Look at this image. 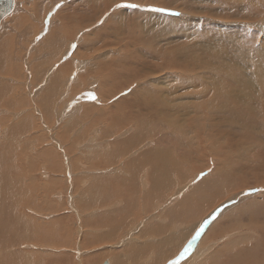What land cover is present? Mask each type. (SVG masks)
Returning a JSON list of instances; mask_svg holds the SVG:
<instances>
[{"label": "rangeland", "instance_id": "374dc122", "mask_svg": "<svg viewBox=\"0 0 264 264\" xmlns=\"http://www.w3.org/2000/svg\"><path fill=\"white\" fill-rule=\"evenodd\" d=\"M99 1L100 0H17V7H15L13 13L8 18H6L3 26L1 27L0 34L3 35L2 39L3 37L5 38L3 46L9 52L11 51L10 54L12 53V68L8 72H6L5 69H3L2 72L0 71V84H2L0 87L11 89L12 93L9 94V98L10 96L11 98L14 97L15 106L11 108L7 101H5L3 98H0V140H5L7 137L11 139L9 142H11V148L13 147V149L15 150V159L8 158V160H10L9 162L6 159V161L4 162L3 160V163H1L0 165V181H2L0 182V207L1 205L5 206V203H7L8 205L6 206H11L13 211L15 209L16 201L20 198L21 199L19 200V203L21 204L18 203L15 209L18 213L17 218H15V211L11 214L13 218L8 213H2L1 209L0 212L3 214L2 219L5 222V226H8L9 223H12L13 230L17 229L15 230L16 233L23 225L22 228L25 229L23 232H26L25 234H23L22 231H19V233L17 232V237L15 235V240H12L13 245L15 242L16 245L12 247V250H8V253H6L8 254L7 256L9 258H13L11 264H26L23 262H28L29 264H35L37 262V264H42L41 262H45L44 264H55L56 262V264H102L104 261H110L111 264H163L165 260L163 249H166V247L169 245V247L167 248L170 249L169 253L171 255L166 254V257H171L172 254L175 253L171 250L175 244L173 245L172 242H169V240L171 238H174L177 241V238H179L184 233V227L181 226H184L188 218L183 217H185L186 214H191L192 216H190L189 222L193 223L195 219L193 215L205 211V207H203L199 211L195 210V206L192 204L195 199L197 188L199 186L202 187L204 179L209 177L210 175L212 176L216 172L215 169L217 168H219L222 173L230 174V165L227 172L226 163L222 162L219 159L220 155L216 152L223 151L225 153L227 152V155L229 154L228 160H230V164L233 170L232 179L238 181L242 185H245L246 183L255 185L256 183L264 182V166L262 168L256 166L254 167V162H252L251 164L250 161L242 159L241 154L243 151L242 149H238V144L240 142L235 144L234 149L226 150V148L233 146V143H229L228 146L227 142H222V140L217 141V145H215L218 146V151H215L214 147L209 152L206 149L202 150L201 153L203 157L199 161L193 163L190 162L191 164L188 165L185 170L187 171V173H190V175L186 179H183L182 175H179V169L174 170L172 173L173 175H171L168 179L170 184L172 183L171 185L174 186V188H172L170 192H165V190H163L160 191L161 193H157V196H159L157 198L161 200H158L155 197H150V195H146L147 190L153 188L154 186V183L152 184V178H154V175H152L151 173L147 175L152 165L147 166V169L149 168V171L147 170L144 175H141V172L135 174V169H127L125 165L130 164L135 158H141L146 154L145 152L156 148V140L152 141V139L154 138H150V140H146L144 143L141 142V144L137 146L138 149H134L133 152L123 157L117 165H106V163H104V166L101 154H111L115 150L113 148L117 143H123L124 140L125 142H129L130 139L134 137V135H136L135 131H137L136 121H131V117L128 118L127 114L124 122H118L114 124L115 120H117L114 106L118 102H116V100L114 99L113 101L111 98L121 89L127 90L128 88H132L131 91H133V87H136V85L141 83L144 80L145 76H148L147 74L150 71L149 69H143L144 67H147V65L137 56L136 58L138 59V64L141 63V65L135 67L134 69L131 66L125 65V72L120 71V69L123 70L122 66H117L120 69L116 68V64L114 63V65L111 59L114 58L116 54H119L117 52V49H123V51L127 50L126 46L128 45V41L126 36L129 35V33H137L139 35L140 32L135 31L136 28H134L133 26V20L142 17L140 16L141 14L149 13L150 15L156 14L159 16H164L165 18H173L172 22L169 19L165 20L164 18V20L165 22L169 23L168 25H170L171 23L172 26H179L181 24L179 23L178 18L182 19V17H185L184 12L186 10L184 11V9H182V6H180V4L178 5L179 0H174L177 2V4H173L174 6H171L172 8L169 6L152 7V5L150 4H143L140 2L138 3V1L135 0H126V2L125 0H123L122 2L118 0L119 3L134 2L140 7L137 9L121 8L120 12L122 13L120 14H122L123 17L121 21L117 20L114 22L112 15L114 16L115 13H119V9L117 10L115 7L118 2H115L114 5H112L113 7H111L110 4L105 5L104 3H102L100 6L98 4ZM255 1L256 0H254V2ZM184 2L196 8L216 5V11L219 14L221 13L222 7H228L223 3H220L221 5L217 2L213 4L208 0H184ZM57 4L62 5L59 10H57L55 7ZM238 4L239 6H241V9L238 8L236 10L237 12L233 9V7H230V9L234 11L235 15L237 13V16L239 18L248 19L253 16L251 14L257 12L253 8H246V6L250 5L249 3L241 4L240 2H238ZM208 7L206 8V10L208 9ZM153 8L164 9L165 11H151L150 9ZM225 8H223V10L226 11ZM43 9L44 13H41L43 12ZM38 10H41V12H38ZM34 12L35 14L32 15ZM224 12L222 14H224ZM205 14L209 15V11ZM125 16L128 19L126 21H123L125 19ZM223 16L225 18L227 17L226 15ZM257 18H259V22L253 27L252 32L256 37H261V44L264 45V21L262 18L260 19V17ZM140 19L144 20L143 18ZM49 20L51 21L50 26L47 23ZM128 20H132V23ZM121 22L125 23L121 25ZM143 22H145V20ZM187 22L189 23V25L184 26V29H187L186 32H184V29H181V31L177 30V34L173 33L172 36L175 37V41L178 40V42H180L183 39L185 40L187 37L193 36L192 30H194V27L191 22ZM214 22L215 20L205 19L204 21L195 22L193 24L195 25V29L199 30L201 26L205 28L207 25L210 26V24ZM5 24L6 28L4 27ZM119 25H121V27ZM225 25L226 24H224V18H220V23L214 26L219 27V33H223L222 30L227 33L226 27H224ZM118 27L120 30L117 29ZM190 27L192 30L190 29ZM155 30L159 32L155 37L156 41L160 40L161 42L162 39L166 38V32V34L164 33V35L163 33L161 34L160 30ZM201 30H203V28ZM203 33H205L204 30L203 32H198L197 34L201 35ZM231 33L234 34V30ZM140 35L143 36L144 34L141 33ZM140 35L139 37L141 38ZM38 37H42V39H38ZM146 37L147 36L143 38ZM195 38L197 39V37ZM217 38L219 40L221 37L217 36ZM9 39L12 40L10 43L8 42ZM18 39H20L19 43ZM17 44H21L22 46H18ZM74 44L76 45V48L73 51L71 50V46ZM12 50L15 51L13 52ZM132 50L139 53H146L138 44H135ZM178 53L179 52L176 51L174 52V54ZM109 54H111L112 56ZM177 57L178 56H174L175 61ZM14 59H17V61H15ZM12 61L14 64L12 63ZM43 63L45 65H43ZM110 63L112 64L111 66ZM153 64H159L160 66H162V63L158 61H154ZM238 65L243 66L244 62L243 64L240 63ZM20 67H23V69H21ZM169 67L171 66L165 67V69ZM239 68L241 71H244L245 74L250 71L247 64L243 66V68ZM115 70H119L120 73L123 72L122 75L119 76L120 79L118 76H113V72ZM152 71L153 68L150 72ZM159 73L158 76L161 75V73ZM108 77H110L112 83L108 79ZM175 78L179 79V74L176 73ZM118 79L119 81H117ZM54 85H57L59 88ZM105 85L108 86L106 87ZM89 87H91L90 91L94 93L96 97H98L95 101L89 99V97L86 95V93L89 92ZM100 88L102 90L101 92L99 91ZM199 88L200 86H197V89L200 93L199 97L201 98V94L203 91H200ZM48 90L49 92H47V94L50 95L52 93L50 95L51 97H49L48 100H51L52 97L54 98L55 94L57 95V98L55 97L56 99H53V101H55L53 102L54 108L51 110L52 112L44 116V113L39 106L42 105V102L47 104L44 96H46L45 94ZM105 90L112 91L111 93H108ZM141 90V93L146 95L144 89ZM83 91L85 92V95L82 99V103L84 102L85 105H83L79 100V103L81 105H76V112L73 109L69 111H59L60 104L63 102V100L67 101V106L69 107L70 104L73 105L72 97H74V95L82 93ZM99 97H101L102 99H100ZM137 98H141V96H135L131 100L133 101ZM152 98L157 102H160L161 99V97H159L158 95H153ZM166 100L169 102V104L163 101L161 103L165 108L169 110L171 114L164 112L161 115L163 120H174L177 117V111H180L181 116L179 117V119L185 121V123L183 124V129L186 131L188 123L190 122L189 120L191 119L185 115L189 106L187 104H179L178 98H172L171 100L169 97H167ZM200 102L201 100L197 102V105ZM202 102L205 107L213 104V101L210 100H202ZM36 104H39V106L37 105V107H35ZM32 105H34L35 108H32ZM22 106L26 107L27 110L22 112ZM124 107L129 108L128 103L124 105ZM134 109L136 110V108ZM152 111L154 114L155 110ZM28 112H32L31 117H27ZM128 112L131 111L128 110ZM143 113H145L147 117L151 119V113L148 110H143L135 114ZM202 115V118L204 119L206 114ZM26 118L30 120V123L26 121ZM136 118L139 119L141 117L136 116ZM157 118L160 119L158 116ZM209 120L211 123H216L219 120V116L215 114L214 116L209 117ZM152 121V125H154L153 129H158V126L160 125H156L157 122H155L154 120ZM253 126L254 124L252 122V127ZM122 128L124 129L122 130ZM230 131L231 133L234 132L232 129H229V132ZM126 133L129 136H126ZM184 134L185 132H181V136H184ZM44 135L45 137H43ZM116 137L121 139L116 140ZM122 139L123 142H121ZM238 140L240 141V138ZM55 141H58L60 144ZM194 144V149H197L199 144L197 142H195ZM58 145H61V148L58 147ZM55 146L58 148H56L58 151L54 149ZM188 146V142L185 145H178L177 141L172 138H170L169 141L164 144V147L168 149L169 152L173 154L176 152L178 155H180L181 153H187ZM63 149L65 155L63 154ZM52 152L54 153L53 157L56 154L58 155H56L58 161H55L57 162V164L53 162L54 165H56L57 172L49 171L50 162L55 160H52V158L49 157L50 153ZM19 154L22 155L19 156ZM42 154L45 155L41 156ZM62 154L63 156L69 158H64L63 160L61 159L62 161H60ZM14 161L18 166H22V168L18 167V170H16L17 168L14 169V167L17 166L15 165ZM99 161H101L100 163L103 164L101 168L96 166V163H98ZM223 163L224 166L222 167ZM255 163L259 165L258 162ZM262 163L264 164V160ZM135 165L136 162L134 166ZM145 167L146 166H144V168ZM110 168L116 170V175H112V173H110ZM192 168H194L193 171L190 170ZM9 169H13V172H10ZM99 169L103 170V173L108 170L106 171V173H104V176L106 175L108 176V178L113 177L112 179L115 180V183L116 181H118V178L120 181H123L122 185L117 188L119 192H113L112 196H110L111 192L106 188L95 191L94 184L98 183V179L95 178L100 177L95 174H97V171ZM125 171H128V173H126ZM22 172L25 173L23 174ZM132 174H134V176L136 175L137 178H133ZM201 174H203V176H201ZM57 175H59L60 177ZM141 177H143L144 179ZM142 179L145 181L143 182ZM94 181L96 183H94ZM134 183H136L138 186L135 187ZM116 185L112 183V181H110V183L108 184L111 190L114 189ZM186 186L188 187V189L184 191L182 188ZM237 187V191L241 189L239 186ZM39 188H43L44 193L43 189L41 190ZM143 188L146 189V194L145 191H142ZM28 191H30V193ZM124 191L125 194H123ZM175 191L181 192L178 196L179 200L186 198L188 199V202H183L182 205H179L180 210H176L172 220V217L167 218L166 213H168L169 207L174 203L173 200L176 201V196L174 195ZM237 191H234V193L232 192L228 196V198H232V196ZM249 192H251V194ZM114 193H116L117 196ZM237 193L239 194L240 192ZM243 193V195L240 194L242 197L239 195L236 199L237 202H240L237 203L236 201L232 200V203L228 202L226 205H224V207H221L223 210L219 212L215 219L211 220V222L207 225L208 227H205L204 231L209 230V227L212 226L217 218H220L222 212L225 209H229L236 204L245 202L246 200H248V198H255L261 193L264 196V187L262 186L259 189L255 188L254 190L247 189V191H244ZM39 194L41 199L39 198ZM103 194L104 198H101L103 199L101 200L100 197H102ZM244 195L246 196V198L248 196V198L244 199ZM147 197L148 199H146ZM215 198L217 199V202H220L222 197L219 198L218 195H216ZM4 199L5 201H3ZM108 199H110V201L106 203ZM155 199L161 202V204L155 203ZM21 200L22 202H20ZM145 200H147V202ZM2 202L4 205L1 204ZM94 202L98 204L96 205ZM210 202L211 201L208 200L206 204H209ZM258 204V206L256 205V207L254 208L252 207L254 211H252V208H250V210H248L249 208H247V210H244L242 212L235 211L232 213L230 212V210L228 211V213H226V220L220 225L221 228H217V230L208 239L207 246L209 245L211 249L209 248V246L208 248L204 246L205 251L209 249L211 250L212 254L216 255V264H234V260L232 259H234L233 256H235L237 249L240 252L242 250H246L242 255V259L244 260L243 264H264V197L261 198ZM129 206L131 208L133 206V208L131 209ZM173 206L175 205L173 204ZM163 207L165 211H163ZM122 209L127 211L129 210L128 212L130 213H124L123 217L121 216L122 213L118 215L119 212H123ZM181 211H184V213L181 214ZM161 213L163 215V219L161 220V222L163 221V225H161L164 226V228L166 226L167 229H169V232L167 231L168 234L166 232V238H168L169 240H163L162 242L154 241L153 243L148 237H144V233L146 234L148 232L149 229L147 226H149L150 224L155 226L160 223L158 217L161 216ZM212 214L207 216V218L205 219L209 220V218L212 217ZM107 216H109L110 219H104V221L102 218ZM98 219H102L100 223L103 222V224H98V222L96 221ZM125 220L127 221L125 222ZM204 220L200 223L199 228L204 223ZM27 221L29 223H33L29 224ZM27 223L29 224V226H27ZM18 225H20L21 227H19ZM24 225L26 226L24 227ZM33 225H35L36 227ZM169 225H172L171 229L169 228ZM26 227H29L30 229ZM34 228L36 231L34 230ZM46 228L47 231L43 233V230H46ZM195 228L196 226L194 227V230ZM175 229H177V231ZM26 230H31L32 232H27ZM186 230L187 229H185V231ZM180 232L182 233L179 236L178 234H180ZM36 233L37 237L36 235H34ZM223 234H225L226 236ZM30 235H34L36 238L30 237ZM173 235L177 236L174 237ZM18 236L25 237L23 239V237ZM26 236L28 238L25 241ZM7 237H10L12 239V235H8ZM41 238L44 242L41 240ZM153 238L154 240L159 239V237L156 236H153ZM37 239L39 241H37ZM237 240H239V245H236L237 247H235L234 242ZM46 241L48 243H46ZM53 242L55 244H52ZM165 242H167V244ZM163 243H165L164 246L162 245ZM21 244L23 246H21ZM142 246L145 247L143 249L146 252L143 253L137 263V261H134L136 260V257L133 255V249L131 251L130 247L132 248ZM158 246H163L162 252L160 249V257L157 250ZM19 248V251L21 253L23 252L22 254L25 255L22 256V258L24 257V259H22L21 256L15 257L17 255H15L14 253L18 252L17 250ZM37 252L39 253L37 254ZM218 253L219 255H217ZM12 254L13 256H11ZM27 254L29 255L27 256ZM39 254L41 259L37 256ZM48 254L54 255L55 258H48ZM57 255H59L58 258L60 257L61 260L60 258L57 259ZM42 256L45 258L47 257V259H43ZM156 258L158 259V261ZM224 258L225 260H223ZM28 259H30V261ZM0 260H6L5 253H0Z\"/></svg>", "mask_w": 264, "mask_h": 264}, {"label": "bare ground", "instance_id": "6f19581e", "mask_svg": "<svg viewBox=\"0 0 264 264\" xmlns=\"http://www.w3.org/2000/svg\"><path fill=\"white\" fill-rule=\"evenodd\" d=\"M13 1L15 3V7H17V5H16L17 0L16 1L13 0ZM122 1L123 0H120V2H122ZM135 1H138V3L140 2L143 4H150V5H152V7L153 6H159V7L169 6V7H171V6H174L173 4H177V2L174 0H170V1H165V0H135ZM200 1H203V0H200ZM208 1L212 2L213 4H215V2H217L218 4L223 3L224 5H227L228 7H226V8L222 7L221 13L219 14L216 11V5H211L210 7L207 6L208 9L206 10L207 7L196 8V7H193L192 5L187 4L186 2H184V0H179L178 5L180 4V6H182V9H184V11L185 10L188 11V12H186V11L184 12L185 17H182V19L178 18V21L181 24L179 26H172L171 23H170V25H171L170 26V25H168L169 23L165 22V20H168V19L171 20V22H172L173 18H167V17L165 18L164 16H159L156 14L150 15L149 13H148L149 15L147 13L141 14L140 16H142V17H140V18H143L145 20V22H143L144 20H141L140 18H138V19L133 20V26H134V28L137 29V30L135 29V31L140 32L139 35L141 33H143L144 35L143 36L140 35L141 36V38H140L137 33H131V34L129 33V35L126 36L127 41H128V45L126 46L127 50L123 51V49H120V50L117 49L118 51L117 50L116 51L119 54H116L115 56L113 55L114 58L111 59L113 61L112 63L116 64V68H119L117 66H122L123 70L120 68L119 69H120V71L125 72V68H124L125 65L131 66V67H133V69L135 67L141 65V63L138 64V59L136 58V56H137L142 61H144L145 64L147 65V67H144L143 69H147V70L149 69L151 71L153 68V71L152 72L149 71V73L147 74L148 76H145L144 80L141 83L136 85V87H133L134 88L133 91H131L132 88H128L127 90L121 89L118 93H116L114 96H112L111 99L112 100L114 99V100H116V102H118L114 106V110H115V114H116V118H117V120H115L114 124H116L118 122L119 123L124 122V120L126 118V114H127L128 118L131 117V121H134V120L136 121L137 131H135L136 135H134L135 134L134 133L133 134L134 137H132L129 142H125V140L123 142V139H122L121 142H123L124 144L123 143H117L115 145V147L113 148L115 150L111 154H109V153H108L109 155L108 154H101L103 164L106 163V165H117L119 163V161L122 160L123 157H125L126 155L133 152L134 149H138L137 146H139L141 144V142L144 143L146 140H150V138L151 139L154 138V139H152V141L156 140V144H157L156 148L149 150L148 152H145L146 154L143 155L141 158L138 157V158L133 159V161L130 160V161H132L130 164H128V165L125 164L127 169H131V170L135 169L134 173L138 174L141 172V175H144L147 170L149 171V168L147 169V166L152 165L151 169H150L149 173H147V175L150 173L152 175H154V178H152V184L154 183V186H153V188H150L149 190H147V194H146L147 187H146V189L143 188L142 191L143 192L145 191V194L147 196L150 195V197H153V198L159 197V196H157V193H161L160 191L165 190V192H170V190L172 188H174V186L171 185L172 183L170 184V182L168 180L169 177L171 175H173L172 173L174 170L179 169V172H178L179 175L180 176L182 175L183 179H186L190 175V173H187V171H185L186 168L188 167V165L191 164L190 162L193 163V162L199 161L203 157V155L201 153L202 150L206 149L209 152L214 147V150L218 151V146H215V145H217V141H219V140H222V142L226 141L228 146H229V143H233V146L226 148V150L234 149L235 144L240 142L238 144V149H242V151H243L241 154V158L244 160L250 161L251 164H252V162H254L253 163V165L255 164L254 167L256 166V167L262 168L264 166V164L262 163L264 160V45L261 44V37H256L252 32L253 27L255 25H257L259 22V18H257V17H260V19L262 18L264 21V0H256L255 2H254V0H215V1L208 0ZM115 2L119 3L118 0H100L98 2V4L100 6L102 3H104L105 5L110 4L111 7H113L112 5H114ZM125 2H126V0H125ZM238 2H240L241 4L249 3L250 5L246 6V8H250V9L253 8L257 12L254 14H251L253 16H251L248 19L247 18H239L237 16V13L235 15L234 11L230 9V7H233V9L235 11L238 8L241 9V6H239ZM29 8H30V6H29ZM223 8H225L226 11L223 10ZM44 9H45V6H44ZM44 9H43V12H41V10H38V12L40 11L41 13H44ZM205 11L206 12L209 11V15H206ZM258 11H259V13H258ZM118 12L119 13H115L114 16L112 15L114 22L117 20L121 21V19L123 17V15L120 14V13H122V12H120V9L118 10ZM223 12H224V14H222ZM34 14H35V12L32 15H34ZM10 15H8L6 18H8ZM223 15H226L227 17L225 18ZM39 16H41V15H39ZM164 18H165V20H164ZM220 18H224V24H226L224 27H226L227 33H225L224 30H222L223 33H219L218 32L219 27L214 26V25L220 23ZM5 19L2 21L1 26H3ZM127 19L128 18L125 16V19L123 21H126ZM146 19H147V21H146ZM205 19L215 20V22L211 23L210 26L207 25L205 28L203 26H201V28L199 30H196L195 25L193 23L201 22V21H204ZM128 21H130V20H128ZM187 21L191 22L193 27H194V30H192L190 27V29L192 30L193 36L187 37L185 40L183 39L180 42H178V40L175 41V37L172 36L173 33L177 34V30L181 31V29L182 30L184 29V26H188L189 23ZM130 22L132 23V20ZM123 23H125V22H121L120 24L122 25ZM121 25H119V26L121 27ZM5 26H6V24L4 25V27ZM161 26H163V27H161ZM153 27H154V29H153ZM106 28H108V27H106ZM202 28L205 31V33L198 35L197 34L198 32H203V30H201ZM117 29H119V27ZM155 29L160 30L161 34L162 33L164 34L165 32L167 33V34L165 33L166 35L164 34L166 36V38L162 39L161 42H160V40L156 41L155 37L159 32ZM0 30H1V28H0ZM131 30H133V29H131ZM148 30H151V31H148ZM233 30L235 32L234 34L231 33ZM186 31H187V29H184V32H186ZM1 33H3V32H1ZM216 35L220 36L221 38L218 40ZM2 36L3 35L0 36V43L2 42L0 44V71L2 72L3 69H5V71L8 72L12 68V65H11L12 53L10 54L11 51L9 52L3 46L5 38L3 37V39H2ZM145 36H147V37L143 38ZM195 37H197V39ZM16 38H17V36H16ZM18 40H19L18 41V43H19L20 39H18ZM26 40H28V39H26ZM11 41L12 40L9 39L8 42L10 43ZM135 44L140 45L141 48L146 53H139L137 51L132 50L133 46ZM19 45H21V44H19ZM128 47H129V49H128ZM12 51L14 52L15 50H12ZM175 51L179 52V53L174 54ZM109 55H111V54H109ZM174 56H178L176 61H175ZM13 61H12V63H13ZM15 61H17V59ZM154 61L155 62L158 61V62L162 63V66H160L159 64L158 65L153 64ZM130 62H131V64H130ZM243 62H244L243 66H245L247 64L248 68L250 69V71L246 74L244 71H241L239 68V67L243 68V66L238 65L240 63L243 64ZM43 65H45V64L43 63ZM111 65L112 64L110 63V66ZM167 65L171 66V67L165 69V67H168ZM6 68H8V69H6ZM21 69H23V67ZM34 70H36V69H34ZM120 71L115 70L113 72V76L114 77L115 76H118V77L121 76L123 72L120 73ZM159 72L161 73V75L158 76ZM242 72H244V73H242ZM176 73L179 74V79L175 78ZM110 77H111V75H110ZM110 77H108L109 80H110ZM102 79H104V78H102ZM119 79H120V77H119ZM119 79L117 81H119ZM109 80H108V82H109ZM53 81H55V80H53ZM137 82H139V81H137ZM111 83H112V81H111ZM153 84H156V85H153ZM1 85L2 84H0V86ZM108 85H110V84H108ZM54 86H57V85H54ZM197 86H200V88H199L200 91H203L201 94V98L199 97L200 93L197 89ZM57 88H59V87L57 86ZM90 89H91V87H89V89H88L89 92H91ZM141 89H144V91L146 92V95L141 93V91H142ZM102 90H103V86H102ZM102 90H101V88L99 89L100 92ZM112 90H114V89H112ZM111 91L107 90L106 92L111 93ZM47 92H49V90L46 91V94H45L46 96H44V99L47 101V104L42 102V105H40V106H39V104L35 105V107H37V105H38L42 109L44 116L48 115L50 112H52L51 110L54 108L53 102L55 101V100L53 101V99L55 97L57 98V95L55 94L54 98L52 97L51 100H48V98L51 97L50 95L52 93L49 95V94H47ZM89 92H87V93H89ZM11 93H12L11 89L0 87V98H3L5 101H7L9 106L12 108L13 106H15V99H14L13 95H12L13 98H11V96L9 98V94H11ZM84 95H85V93H83L81 95V97H79V99H77L74 95V97H72L73 105L70 104L69 107L67 106L68 105L67 101L63 100V102L60 104V107H59L60 110L59 111H63V110L69 111V110L73 109L76 112V105L77 104L81 105L79 102L81 101V103H82V99L84 98ZM153 95H158L159 97H161L160 102H157L155 99H153L152 98ZM135 96H141V98H137V99L132 101L131 99L134 98ZM167 97H169L171 100H172V98H178L179 104H187L189 106L185 115L191 119L189 120L190 122L188 123L186 131L183 129V124L185 123V121L179 119V117L181 116L180 111H177V117L174 120H171V121L163 120L161 115L164 112L170 113L169 110L167 108H165L161 103L163 101V102L169 104V102L166 100ZM99 98L102 99L101 97H99ZM115 98H117V99H115ZM3 99H2V101H3ZM58 99H60V98H58ZM106 99H107V97H106ZM200 100H201V102L197 105V102ZM202 100L213 101V104L208 106V107H205ZM127 103H128L129 108L124 107V105H126ZM82 104L85 105L84 102ZM57 105H58V103H57ZM131 106H132V108H131ZM35 107H34V105H32V108H35ZM93 108H94V106H93ZM134 108H136V110ZM21 110L23 112V111L27 110V108L22 106ZM128 110L131 112H128ZM143 110H148L151 113V115H150L151 119L154 120L155 122H157L156 125H160V126H158L159 127L158 129H156V130L153 129V127H154V125H152L153 121L150 118H148L145 113L135 114V113H139ZM152 110H155L154 114H153ZM132 112H135V113H132ZM70 114H71V112H70ZM202 114H206L204 119L202 118V116H203ZM215 114L217 116H219V120L216 123H211L209 120V117H212ZM27 115H28L27 117H31L32 112H28ZM136 116H139L141 118L137 119ZM157 116L160 119H158ZM26 121L28 123H30V120L27 118H26ZM125 122H127V121H125ZM252 122L254 124L253 127H252ZM129 123H130V121H129ZM123 129L124 128H122V130ZM229 129H232L234 132L233 133H231V131L229 132ZM181 132H185L184 136H181ZM125 135L129 136V135H127V133ZM43 137H45V135ZM170 138L175 139L177 141L178 145H185L188 142L189 143V146L187 147L188 152L187 153H181L180 155H178L176 152L174 154L169 152V150L164 147V144L166 142H168ZM239 138H240V141L238 140ZM115 139L119 140L121 138L116 137ZM10 140L11 139L9 137H7L5 140H2V139L0 140V159H1L0 165H1V163H3L2 162L3 160L5 162L6 159L8 160V158L15 159V150L13 149V147L11 148V142H9ZM233 140H235V141H233ZM152 141H151V143H152ZM55 142H58V141H55ZM195 142H197L199 144L197 149H194V147H195L194 143ZM56 146H57V144H56ZM56 146L54 149L57 148ZM122 146H124L125 148ZM58 147L61 148V145L60 146L58 145ZM57 149H56V151H58ZM62 151L64 154V149ZM53 152L50 153L49 157H51L52 160H54V159L55 160L54 161L51 160L52 162H50L49 171L50 172L51 171L57 172L56 171L57 168H56V165H54V163L57 164V162H55V161L56 160L58 161V159L56 157L57 154L54 155L55 158L53 157V154H54ZM57 153H59V152H57ZM216 153L220 155L219 159L222 162L226 163V171L228 172V167L230 165V169L232 172L230 171V174H225V173H222L219 168H217V169H215L216 172L214 174L212 173L213 174L212 176L210 175L209 177L204 179V183L202 184L203 186L202 187L199 186L197 188V192L195 194V199L192 202V204L195 206V210L199 211L203 207H205V211H202V212H199V214L197 213V214L193 215L195 218L193 223L189 222V218H190V216H192L191 214H186L185 217H183V218H188V220L185 222L184 226H181V227H184V230H183L184 233L182 235H181L182 232H180V234H178L179 236L180 235L181 236L180 237L178 236L179 238H177V241L174 238L173 239L171 238L170 240L168 238H166V236H167L166 232L169 229H167L166 226H165V228H164V226H162L163 225L162 224L163 221L161 222V220L163 219L162 213L160 216L162 218L158 217V220L160 221V223H159L160 225L157 224L154 226V225L150 224L149 226H147L149 230L146 234L144 233V237H148L151 240V242H153V243H154V241H158V242L161 241L162 242L163 240H166V241L169 240V242H172L173 245L175 244L171 250L176 253L182 245H183V247L181 248V250L187 245V243L194 236L195 232L198 230L200 223L205 218H207V216L211 215L217 209L224 207V205H226L228 202H231L232 200L237 202L236 199L238 198V196L240 194H242L244 191H247V189L248 190L249 189L254 190L255 188L259 189L262 186L264 187V182L256 183L255 185H251L249 183L242 185L238 181L232 179L233 170H232V167L230 164V160H228L229 154L227 155V152L225 153L223 151L222 152L218 151ZM63 154H62V157L60 158V161H62L64 158L65 159L69 158V157L67 158V157L63 156ZM21 155L22 154H19V156H21ZM44 155L45 154H42L41 156H44ZM103 155H106V156H103ZM198 155H199V157H198ZM226 156H227V159H226ZM9 161L10 160H8V162ZM260 161H262V162H260ZM100 162L101 161L96 163V166H98L99 168H101L103 166V164ZM135 162H136V165L134 166ZM255 162H258L259 165H257ZM14 163H15V161H14ZM224 163L222 164V167L224 166ZM260 163H262V164H260ZM15 165H17V163H15ZM104 166H105V164H104ZM144 166H146V167L144 168ZM18 167L22 168V166L17 165L16 167H14V169L17 168L16 170H18ZM141 168H144V169H141ZM12 170L9 169L10 172ZM65 170H66V168H65ZM110 170H111L110 173H112V175H114L116 170L113 168H110ZM190 170L193 171L194 168H192ZM2 171H4V170H2ZM106 171H108V170H106ZM106 171L104 173H106ZM125 172L128 173V171H125ZM104 173H103V170H101V169H99L97 171V174L94 173L95 175L100 176L99 178H95V179H98V183L94 184L95 191H97V190L99 191L100 189L106 188L111 192L110 196H112L113 192H119V190H117V188L122 185L123 181H120L118 178V181H116V183H115V180L112 179L113 177L108 178V176H106V175L104 176ZM2 174H3V172H2ZM108 174H109V172H108ZM253 174H256V173H253ZM132 175H133V178H135V179L137 178L136 175L135 176H134V174H132ZM57 176H59V175H57ZM2 177H3V175H2ZM105 177H107V178H105ZM141 178H143V177H141ZM1 179H4V178H1ZM143 179H142V181L144 182L145 180H143ZM51 181H53V180H51ZM110 181H112V183H114L115 185L117 184L116 187L112 190L108 186ZM0 182H2V181H0ZM56 183H58V182H56ZM94 183H96V182L94 181ZM134 185H135V187L138 186L136 183H134ZM241 185H242V187H241ZM237 186H239L241 188V189L239 188L240 190H238V191L236 190L238 188ZM39 189L42 190L43 188H39ZM57 189H58V187H57ZM182 189L184 191H186L188 189V187L186 186V187H183ZM234 191H237L240 193L238 194L236 192L234 195L232 194L233 195L232 198H230V197L228 198V196L232 192L234 193ZM259 191H261V190H259ZM28 192L30 193V191H28ZM134 192H135V190H134ZM43 193H44V189H43ZM174 193H175L174 195L176 196L175 197L176 201L173 200V202H174L173 204L175 206H173V204H172L169 207L168 213H166L167 218L172 217V220H173L174 213L176 212V210H180L179 205H182L183 202H185V203L188 202V199H186V198L179 200L178 196L181 193L180 191H177V192L175 191ZM249 193L251 194V192H249ZM114 194L116 195V193H114ZM123 194H125V191L123 192ZM216 195H218L219 198L222 197L220 202H217V199L215 198ZM103 196H104V194L102 195V197H100V199L104 198ZM244 196H243V198H244ZM47 197H49V196H47ZM123 197H124V195H123ZM262 197H264L262 193L259 194L258 196H256L255 198L252 197L249 199L247 196L248 200H246L245 202H242L240 204H236L235 206L230 207L229 209H225L222 212L220 218H217V220H215V222L212 224V226L209 227V230L207 231V233L205 232L206 234L202 240V243L200 242L202 251H204V246H206L208 248V246H209V245L207 246L208 239L217 230V228H219L220 225L226 220V216H227L226 213H228V211L231 210L230 212L233 213L235 211L242 212L244 210H247V208H249L248 210H250V208L256 207V205L259 203V201L261 200ZM12 198H14V197H12ZM39 198L41 199L40 194H39ZM247 198L245 196L244 199H247ZM100 199H98V200H100ZM146 199H148V197ZM157 199L161 200L159 198H157ZM157 199H155V203L161 204V202H159ZM19 200H17L18 202L16 201L15 209L19 203ZM28 200H30V199H28ZM101 200H103V199H101ZM208 200H210L211 202L209 204H206V202H208ZM3 201H5V199ZM108 201H110V199H108L106 201V203ZM145 201L147 202V200H145ZM20 202H22V200ZM238 202H240V201H238ZM25 203H27V202H25ZM102 203H103V201H102ZM1 204H3V202ZM5 204L8 205L7 203H5ZM19 204H21V203H19ZM6 205L5 206L1 205L0 209L2 210V213H4V214L8 213L11 215L15 211V218H17L18 213L16 212V210L14 209L12 211V207L11 206L9 207ZM83 205H85V204H83ZM132 208H133V206H132ZM23 209H24V207H23ZM128 211L123 210V212H119L118 215L120 213H122L121 216L123 217V214L128 212ZM163 211H165L164 207H163ZM252 211H254V209ZM2 213L0 214V253L1 254L5 253L6 260L5 261L0 260V264H11V261L13 260V258H9L7 256L8 254H6V253H8V250L9 251L12 250L13 249L12 247H14V245H16L15 244L16 242L13 245L12 240L13 239L15 240V235L17 237L19 231H22L23 234H25L26 232L25 233L23 232L25 229L22 228L23 225H22V227L20 226L21 224L18 226L21 227L20 229H22V230L19 229V231H17L18 233L16 232L17 234L15 233V230H17V229L13 230L12 223H9L8 226L7 225L5 226L4 225L5 222L2 219V216H3ZM128 213H130V212H128ZM183 213H184V211H181V214H183ZM116 214H117V212H116ZM198 215H199V217H198ZM6 217H7V215H6ZM11 217H12V215H11ZM164 217H165V215H164ZM113 218H115V217H113ZM102 219L103 220L104 219L109 220L110 217L107 216V217H103ZM102 219L96 220L98 222V224L101 222ZM205 220H207V219H205ZM126 221L127 220H125V222ZM182 222H184V221H182ZM30 223L32 224L33 222H30ZM35 223H38V222H35ZM108 223H109V221H108ZM29 224L27 226H29ZM101 224H103V222L100 223V225ZM26 225H24V227ZM87 225H89V224H87ZM30 226H32V225H30ZM33 226H35V225H33ZM195 226H196V228L194 230ZM171 227H172V225L169 228L171 229ZM26 228L30 229L29 227H26ZM185 229H187V230L185 231ZM34 230H35V228H34ZM175 230L177 231V229H175ZM26 231L29 232L31 230H29V231L26 230ZM45 231H47V228H46V230H43V233ZM173 231H174V229H173ZM168 232H167V234H168ZM228 233H230V232H228ZM45 234H47V233H45ZM8 235H12V239L10 237H7ZM20 235H22V234H20ZM34 235H36V237H37V233ZM34 235H32V236L30 235V237H35ZM223 235H225V234H223ZM153 236L159 237V239L154 240ZM175 236H177V235H175ZM18 237H23V239H24L25 236H18ZM27 238L28 237L26 236L25 241L27 240ZM43 238H44V235H43ZM48 238H49V236H48ZM41 240H42V238H41ZM108 240H109V238H108ZM37 241H39V240L37 239ZM37 241H36V244H37ZM47 241H46V243H48ZM106 241H104V242H106ZM238 242H239V240L234 242L235 247H237L236 245H239ZM11 243H12V245H11ZM165 243L167 244V242H165ZM165 243H163L162 245L164 246ZM22 244H21V246H23ZM29 244H31V243H29ZM52 244H55V243L53 242ZM73 245H74V243H73ZM156 245H158V244H156ZM163 246L157 247L159 257L161 256V254H159L160 249L162 252ZM167 247H169V245ZM143 248H145V247H143V246L142 247H132V248L130 247L131 251L133 249V252H134L133 255L136 257V260H134V261L135 262L137 261V263H138L139 258H141V256L143 255V253L146 252ZM194 248H196V247H194ZM209 248H211V247L209 246ZM19 250H20V248L17 250L18 252L14 253L15 255H17L15 257L21 256V258H22V256H25V255L22 254L23 252L21 253ZM163 250H166V249H163ZM181 250L179 252H181ZM207 251H209V249H207L204 253L202 252L203 254L201 255L202 256L201 258L198 256L200 258V260L198 263L196 262L197 264H210V263L214 264L215 262H217L216 255L212 254V252L210 254H208ZM244 251H246V250H242L240 252L237 249L235 256H233L234 259H232V260H234V264H239V263L243 264L244 260L242 259V255L244 254ZM255 251H256V249H255ZM217 252H218V250H217ZM38 253L39 252H37V254ZM175 253H173L172 256ZM168 254H170V253H168ZM28 255L29 254H27V256ZM217 255H219V253ZM11 256H13V254ZM37 256L40 258V254ZM58 256L59 255H57V259L60 258V257L58 258ZM164 256H166V255H164ZM32 257H33V255H32ZM192 257H194V256H192ZM39 258H38V260H39ZM44 258L45 257H43V259ZM48 258L53 259V258H55V256L52 254H48ZM171 258L169 256L168 260H172ZM22 259H24V257ZM45 259H47V257ZM173 259H174V257H173ZM28 260L30 261V259H28ZM60 260H61V258H60ZM165 260L167 261V259H165ZM192 260H193V258L192 259L190 258V260H188V261L183 260V261H185L183 264H189L192 262ZM223 260H225V258ZM157 261H158V259H157ZM35 262H37V261H35ZM165 262L163 264H165ZM179 262H177V263H179ZM23 263L27 264L28 262H23ZM37 263H35V264H37ZM41 263L44 264L45 262H41ZM104 264H109V261L105 262ZM227 264H229V263H227Z\"/></svg>", "mask_w": 264, "mask_h": 264}, {"label": "snow or ice", "instance_id": "6c2138e0", "mask_svg": "<svg viewBox=\"0 0 264 264\" xmlns=\"http://www.w3.org/2000/svg\"><path fill=\"white\" fill-rule=\"evenodd\" d=\"M55 7H56L57 10H59V8L62 7V5L57 4ZM115 7H116V9H121V8H124V9H137L140 6L138 4H135V3H117L115 5ZM150 10L151 11H156V12L165 11L164 9H159V8H153V9H150ZM47 23L50 26L51 21L49 20ZM45 35H46V33H45ZM38 39H42V37H38ZM75 48H76L75 44L71 46V50L74 51ZM86 95L89 97V99H91L93 101H95L97 99L95 94L92 93V92L86 93ZM201 176H203V174H201ZM222 210H223L222 208L217 209L216 212L212 214V217L209 218V220L204 221V223L200 226L199 230L195 232V235L187 243V246L184 248L183 252L181 253V259H184V258L188 257L191 254L192 249H193V245L201 237L202 233L204 232L205 227L211 222L212 219H215V217ZM169 264H172V262H169Z\"/></svg>", "mask_w": 264, "mask_h": 264}, {"label": "crops", "instance_id": "0c3cea01", "mask_svg": "<svg viewBox=\"0 0 264 264\" xmlns=\"http://www.w3.org/2000/svg\"><path fill=\"white\" fill-rule=\"evenodd\" d=\"M6 20V19H5ZM2 27V26H1ZM83 93H85L84 91L82 92V93H80V94H77V95H75V97H77V99H78V97H81V95L83 94ZM208 231V230H207ZM207 231H204V233H202L203 235H201V237L198 239V241H196V243L193 245V249H192V251L193 252H191V254L188 256V257H186V258H184V259H181V253L183 252V250H184V248L187 246H185L182 250H181V248L183 247H181L173 256H171L170 258L172 259V260H168L169 259V257H166L167 255L166 254H168L169 253V250L170 249H168V248H166V250H163V255H166L165 256V259H167V261L165 262V264H169L168 262H172V264H182V263H184L185 261H188V260H190V258L192 259L193 258V260H192V262L191 263H189V264H197L198 262H199V260H200V258L202 257L201 255L205 252V250L204 251H202V249H201V243H202V240H203V238H204V236H205V234L207 233ZM206 232V233H205ZM202 238V239H201ZM201 242V243H200ZM200 245V246H199ZM194 247H196V248H194ZM211 249V248H210ZM181 250V252H179ZM196 252V253H195ZM203 252V253H202ZM200 253V254H199ZM207 253L208 254H210L211 253V250H209V251H207ZM161 254V253H160ZM196 255V256H195ZM191 256V257H190ZM192 256H194V257H192ZM200 258H199V257ZM173 257H174V259H173ZM180 258V259H179ZM196 259V260H195ZM182 262H181V261ZM183 260H185V261H183ZM180 261V262H179ZM105 262H107V261H104L102 264H104ZM177 262H179V263H177ZM197 262V263H196ZM109 264H111V262L109 261Z\"/></svg>", "mask_w": 264, "mask_h": 264}, {"label": "water", "instance_id": "95a60500", "mask_svg": "<svg viewBox=\"0 0 264 264\" xmlns=\"http://www.w3.org/2000/svg\"><path fill=\"white\" fill-rule=\"evenodd\" d=\"M15 9V3L13 0H0V28L2 21Z\"/></svg>", "mask_w": 264, "mask_h": 264}]
</instances>
